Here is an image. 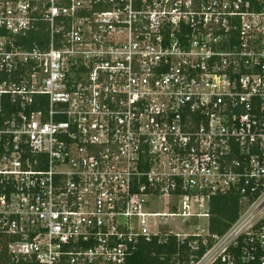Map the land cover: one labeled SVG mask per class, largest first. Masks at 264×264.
Listing matches in <instances>:
<instances>
[{"label":"built area","instance_id":"1","mask_svg":"<svg viewBox=\"0 0 264 264\" xmlns=\"http://www.w3.org/2000/svg\"><path fill=\"white\" fill-rule=\"evenodd\" d=\"M172 235L264 264V0H0V250L130 264Z\"/></svg>","mask_w":264,"mask_h":264},{"label":"trees","instance_id":"2","mask_svg":"<svg viewBox=\"0 0 264 264\" xmlns=\"http://www.w3.org/2000/svg\"><path fill=\"white\" fill-rule=\"evenodd\" d=\"M241 209L240 194L229 192L212 197L211 217L209 228L213 234L221 235L239 217ZM190 239L184 243L176 236H169L167 241L160 242L158 237L152 240H143L139 244L138 252L131 258L130 264H189L190 257H201L207 250V246L201 245L199 250H192L188 246ZM0 264H39L34 261H11L9 253L0 250Z\"/></svg>","mask_w":264,"mask_h":264},{"label":"rangeland","instance_id":"3","mask_svg":"<svg viewBox=\"0 0 264 264\" xmlns=\"http://www.w3.org/2000/svg\"><path fill=\"white\" fill-rule=\"evenodd\" d=\"M163 200V202H165L166 200L165 199H162ZM163 202H162V204H163ZM156 210L157 211H159V212H161V213H163V212H167L168 211V209L166 208V206L165 205H159V206H157V208H156ZM172 221H170L169 223H168V225H167V229H172V230H178V231H181V230H186V229H189L190 228V226L188 225H186V226H184L183 225V223L181 222V221H178V220H174L173 221V219H171ZM207 219L206 218H203L201 221H200V225H201V227L202 228H206L207 227Z\"/></svg>","mask_w":264,"mask_h":264}]
</instances>
